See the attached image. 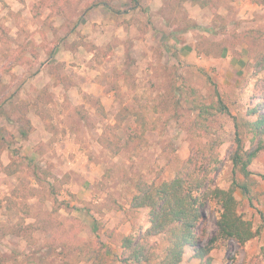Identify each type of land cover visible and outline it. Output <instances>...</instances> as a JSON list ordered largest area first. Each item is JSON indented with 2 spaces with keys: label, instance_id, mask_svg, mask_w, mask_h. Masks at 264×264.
<instances>
[{
  "label": "rangeland",
  "instance_id": "1",
  "mask_svg": "<svg viewBox=\"0 0 264 264\" xmlns=\"http://www.w3.org/2000/svg\"><path fill=\"white\" fill-rule=\"evenodd\" d=\"M102 1L0 0V136L1 127L14 135L11 148L0 150V264H91L78 261L80 250L99 245L110 260L119 258L124 237L150 224L148 208L131 206L137 179L159 184L187 159L216 165L213 187L245 179L232 161L234 119L255 118L247 109L258 100L250 44L258 33H246H264V0H208L205 7L138 0L135 8L131 0ZM102 9L116 21L112 42ZM117 26L126 28L124 40ZM40 71L46 74L37 78ZM113 90L106 105L94 94ZM219 100L229 112L210 118L212 132L201 133L192 105ZM125 108L142 109L148 124L132 115L118 121ZM22 114L45 127L24 139ZM242 130L243 150L256 147L253 133ZM213 139L216 162L202 148ZM10 149H17L13 160ZM249 169L252 199L237 188L236 212L255 236L243 245L217 240L212 264H264V158ZM219 209L216 202L205 208V244L217 233ZM151 243L158 261L169 242L157 235ZM181 264L202 262L190 249Z\"/></svg>",
  "mask_w": 264,
  "mask_h": 264
},
{
  "label": "trees",
  "instance_id": "2",
  "mask_svg": "<svg viewBox=\"0 0 264 264\" xmlns=\"http://www.w3.org/2000/svg\"><path fill=\"white\" fill-rule=\"evenodd\" d=\"M192 1L202 7L210 4L208 0ZM102 3L108 7L111 6V0H103ZM131 6L132 8L139 6L138 0H131ZM253 32L258 33L255 39L251 36ZM246 34L253 39L250 41L255 51L252 74L258 76L257 90H255L253 98L258 97V100L255 105L249 106L247 109V115L255 117L254 119L246 120L244 124L236 118L234 119L237 146L232 155L234 167L240 168L245 179L240 180L235 177L228 189L213 187L210 178L211 173L217 168L216 165L213 167L212 165L205 166L203 161L200 162V165L197 163L192 165L193 158L182 162L175 176L159 184L149 183L143 178H138L136 181L137 192L131 199V206L133 208H148L149 227L141 233L125 236L121 256L117 259L110 260L106 256L104 246L99 245L90 251L80 248L78 261H90L91 264H181L188 250L192 249L194 256L202 264H212L211 251L214 249L217 240L233 238L243 245L255 236L252 223L237 214V200L235 198L236 189L241 188L252 199L249 179L253 172L249 166L253 160L264 158V43L261 46L257 45L259 40L264 42V33L257 30L247 31ZM44 91L47 92V90ZM44 91H38V101L41 99L40 96L45 93ZM44 102L46 103V101ZM192 109L198 112L194 124L201 133L212 132L209 123L210 118L218 113L229 112L227 105L221 100L212 103L196 102L192 105ZM125 111L117 113L118 121L132 115L142 127L148 124L142 109L125 108ZM19 120L24 123L20 129V134L24 139H27L34 130V125L23 114ZM243 126L253 133L252 141L254 144L256 143V147L243 150ZM13 137L14 135L6 127H1L0 150L11 148ZM218 145L219 143L214 139L206 141L202 145L204 152L210 156V162L218 160L215 157V150ZM15 152L17 149H10L12 160ZM206 156H202L203 159ZM12 164L4 167L5 170H9L7 168ZM9 173L12 174L13 171ZM210 202H216L220 206V215L217 220L218 230L215 237L205 244L199 227L205 219V208ZM157 235L164 236L169 243L158 261H154V247L151 238Z\"/></svg>",
  "mask_w": 264,
  "mask_h": 264
},
{
  "label": "crops",
  "instance_id": "3",
  "mask_svg": "<svg viewBox=\"0 0 264 264\" xmlns=\"http://www.w3.org/2000/svg\"><path fill=\"white\" fill-rule=\"evenodd\" d=\"M155 2V1H154ZM139 8V7H138ZM102 10H105V13H104V19H105V23H108V26H107V28H106V31H110L106 36H107V38L109 39L110 38V41L112 40V39H115L116 40V37H115V35H114V37H113V33H114V26H116L115 24H116V21L114 20V18L112 17V13H111V11H108V9H102ZM89 14H90V11H86L85 12V14H84V19H86V20H88V18H89ZM92 25V24H91ZM113 27V28H112ZM120 27V28H119ZM117 26V28H119V30L117 31V33H118V36H119V38L120 39H122V40H124V38H125V31H126V28H124L123 26ZM111 28V29H110ZM102 30V29H101ZM120 30H122V32H124V33H120ZM112 42V41H111ZM45 72L44 71H40L39 73H38V75L36 76L37 78H40V77H44L45 76ZM48 76H49V80H48V82L50 81V80H52V75L51 74H49L48 73ZM46 83L47 82H45L44 83V85H46ZM44 85H42V86H44ZM52 86H54V85H52ZM39 87V86H38ZM54 88L56 89V90H58V89H62V90H64V92H69L70 93V90H67V88H65V87H63V86H54ZM102 88H106V87H102ZM86 90H88V92H90L89 91V89H87L86 88ZM116 91L115 90H113V91H109V93L108 94H106V92H100V93H95L94 92V94H96L98 97H96V98H98L99 100H100V102L103 104V105H106V104H108L109 103V101H110V97H108V95H111V93L112 94H114ZM86 94H88V93H86V92H82L81 93V96H80V102L81 103H85V100H84V97H85V95ZM110 104V103H109ZM40 120H41V118H40ZM39 120V122H34L33 121V123H34V126L35 127H38L39 129H42L43 128V126H44V123L42 122V121H40ZM45 127V126H44ZM72 145V144H71ZM68 149H70V148H68ZM70 151L71 150H69L68 151V153L67 154H69L70 155Z\"/></svg>",
  "mask_w": 264,
  "mask_h": 264
}]
</instances>
